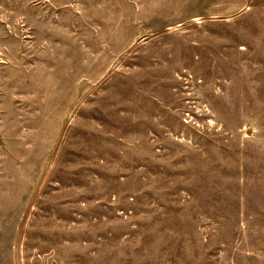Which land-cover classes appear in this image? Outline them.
<instances>
[{"label": "rangeland", "instance_id": "374dc122", "mask_svg": "<svg viewBox=\"0 0 264 264\" xmlns=\"http://www.w3.org/2000/svg\"><path fill=\"white\" fill-rule=\"evenodd\" d=\"M0 211L1 264H264V0H0Z\"/></svg>", "mask_w": 264, "mask_h": 264}, {"label": "crops", "instance_id": "0c3cea01", "mask_svg": "<svg viewBox=\"0 0 264 264\" xmlns=\"http://www.w3.org/2000/svg\"><path fill=\"white\" fill-rule=\"evenodd\" d=\"M5 215H6V212L1 213V211H0V238H1V232H2V230H3V232H5V230L7 228V226H6V220L5 219H2L1 220V216H5ZM2 262L5 264V259L4 258H2ZM0 264H1V254H0Z\"/></svg>", "mask_w": 264, "mask_h": 264}]
</instances>
